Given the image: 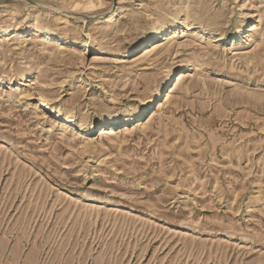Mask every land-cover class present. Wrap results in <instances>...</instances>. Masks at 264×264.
<instances>
[{
    "label": "rangeland",
    "instance_id": "rangeland-1",
    "mask_svg": "<svg viewBox=\"0 0 264 264\" xmlns=\"http://www.w3.org/2000/svg\"><path fill=\"white\" fill-rule=\"evenodd\" d=\"M0 264H264V0H0Z\"/></svg>",
    "mask_w": 264,
    "mask_h": 264
},
{
    "label": "bare ground",
    "instance_id": "bare-ground-1",
    "mask_svg": "<svg viewBox=\"0 0 264 264\" xmlns=\"http://www.w3.org/2000/svg\"><path fill=\"white\" fill-rule=\"evenodd\" d=\"M116 11H118V9H116V10L111 9L110 10V13H109L110 16H113V14H115ZM101 17L102 18L103 17L105 18L106 15L105 16H101ZM176 22H174V23H176ZM250 26H251V29H250L251 31H255V30L258 29V25L256 23H253ZM187 27L190 28V24H188ZM18 28H19V30L25 31V30L28 29V26L26 25V26H21V27H18ZM8 29L9 28L4 29V32H7ZM41 29H42V26L40 27L38 25V23H37L36 26H35V30L41 31ZM169 29H170V26L165 25V24L164 25H160L159 27L154 28L150 33H148L147 35L143 36L134 46H132L127 51L128 52H131V53H134L135 51L137 52L138 50H140V52H143V54L150 53L151 50L160 47L164 39L170 40V39H172L173 37L176 36L175 34H177V33H175L174 31L173 32L171 31V33L169 32V34H168ZM173 30H174V28H173ZM239 33H241V28H238L236 30V34H239ZM47 36H48L49 39H53L54 37L58 36V34L54 30H48L47 31ZM222 38H223V36H222ZM84 46H88V42H85V45ZM183 68H185V65L183 66ZM173 77L175 78V70H174L173 67H171L168 70V75H165V77L157 85V89H156L153 97L147 103V105L153 104L154 102H156L159 99H163L164 89L169 84L172 85V79H173ZM172 88L173 87H171V92L173 90ZM44 97H42L41 95H38V97H37L38 99L37 100L39 101L40 105H45L48 108H51L52 106L49 105L50 104L49 102H47V98L46 97L44 98ZM145 111H147V110H145V108L143 107L138 112H135L133 114L130 113V115H126V116H122V117H105L100 122L99 121L93 122L92 126L96 127V126H99V124H102V126H104V127L101 128L102 134H109L111 132L110 130H112V128L107 127V125H109V124H112V125L113 124L114 125H116V124L117 125H120V124L125 123V122L126 123H134V122H137V121H139V120H141L143 118V113ZM58 112H59V115H60V113H61L60 110ZM90 128L91 127H83V131L84 132L86 130L90 131Z\"/></svg>",
    "mask_w": 264,
    "mask_h": 264
},
{
    "label": "snow or ice",
    "instance_id": "snow-or-ice-1",
    "mask_svg": "<svg viewBox=\"0 0 264 264\" xmlns=\"http://www.w3.org/2000/svg\"><path fill=\"white\" fill-rule=\"evenodd\" d=\"M90 7H94V6L90 5Z\"/></svg>",
    "mask_w": 264,
    "mask_h": 264
}]
</instances>
